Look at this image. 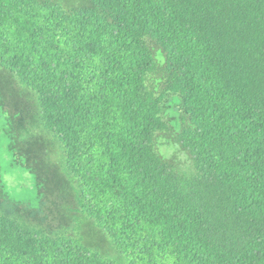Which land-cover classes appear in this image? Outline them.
I'll return each mask as SVG.
<instances>
[{"label": "trees", "instance_id": "trees-1", "mask_svg": "<svg viewBox=\"0 0 264 264\" xmlns=\"http://www.w3.org/2000/svg\"><path fill=\"white\" fill-rule=\"evenodd\" d=\"M2 140L0 264H264V0H0Z\"/></svg>", "mask_w": 264, "mask_h": 264}, {"label": "rangeland", "instance_id": "rangeland-1", "mask_svg": "<svg viewBox=\"0 0 264 264\" xmlns=\"http://www.w3.org/2000/svg\"><path fill=\"white\" fill-rule=\"evenodd\" d=\"M166 155H177L183 167L191 166L188 155L181 151L178 145L171 143L163 148ZM0 165L3 169L7 186L11 194L20 201L36 206L39 202L38 189L35 185L34 176L14 166L9 153L7 152V142L2 140L0 144Z\"/></svg>", "mask_w": 264, "mask_h": 264}]
</instances>
